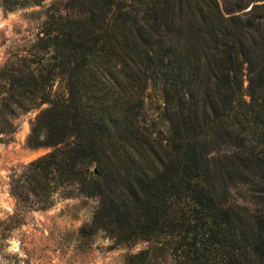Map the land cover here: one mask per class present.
Here are the masks:
<instances>
[{
    "label": "trees",
    "instance_id": "trees-1",
    "mask_svg": "<svg viewBox=\"0 0 264 264\" xmlns=\"http://www.w3.org/2000/svg\"><path fill=\"white\" fill-rule=\"evenodd\" d=\"M3 2H46L0 66V130L39 108L26 143L50 147L16 201L95 197L82 233L148 242L123 264H264V0Z\"/></svg>",
    "mask_w": 264,
    "mask_h": 264
},
{
    "label": "rangeland",
    "instance_id": "rangeland-1",
    "mask_svg": "<svg viewBox=\"0 0 264 264\" xmlns=\"http://www.w3.org/2000/svg\"><path fill=\"white\" fill-rule=\"evenodd\" d=\"M45 3L10 9L0 0V66L10 50H21L35 37ZM159 103L154 92L146 112L156 114ZM38 110L18 111L10 117L14 130H0V264H123L127 252L146 247L148 242L118 244L102 229L82 233L81 225L90 220L97 205L95 197L57 192L49 207L34 209L10 193L11 173L50 148L26 143Z\"/></svg>",
    "mask_w": 264,
    "mask_h": 264
}]
</instances>
